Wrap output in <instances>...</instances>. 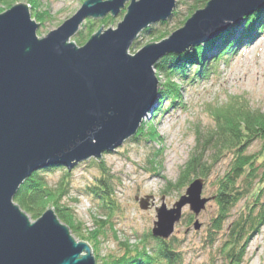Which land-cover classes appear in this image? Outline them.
I'll return each mask as SVG.
<instances>
[{
	"label": "water",
	"instance_id": "obj_1",
	"mask_svg": "<svg viewBox=\"0 0 264 264\" xmlns=\"http://www.w3.org/2000/svg\"><path fill=\"white\" fill-rule=\"evenodd\" d=\"M176 0H84L56 29L38 36L30 5L0 13V264H96L86 241H76L54 208L32 220L13 200L33 172L52 164L68 170L100 159L135 136L158 94L155 63L213 40L264 6V0H207L181 27L134 54L140 32L173 14ZM125 13L116 27L71 37L87 18ZM196 178L168 208L161 198L150 233L173 234L182 208L197 216L214 197H201ZM152 196H135L142 210ZM194 229L200 224L196 219Z\"/></svg>",
	"mask_w": 264,
	"mask_h": 264
},
{
	"label": "rangeland",
	"instance_id": "obj_2",
	"mask_svg": "<svg viewBox=\"0 0 264 264\" xmlns=\"http://www.w3.org/2000/svg\"><path fill=\"white\" fill-rule=\"evenodd\" d=\"M19 2L27 3V0ZM81 2L82 0H38L37 10L42 13L40 17L45 19L43 23L31 16L34 11L30 7V16L39 23L37 35L40 37L56 29L79 9ZM187 7L188 5H179L175 1L173 9L178 11V15L176 17L172 15L164 22L151 24L153 34L168 31V35L173 29L181 27L186 20L184 18H187L189 14ZM124 10L125 8L118 15L112 16L113 21L100 24L93 33H96L101 26L103 31L109 27L115 28L122 20ZM83 23L79 29L81 31ZM236 26L229 28L233 32L231 37L239 31ZM255 33L252 40L240 46H234L231 54H225L216 63L212 62V59L218 51L206 52L207 56L209 55L206 59L209 62V72L206 75L200 78L191 76L192 67L189 66L186 70L188 71L186 77L176 76L180 90L176 92L175 100L173 103L170 99L163 101L162 108L159 107L154 115H151V111L147 113L139 125L138 130L141 129V125L143 130L138 138L131 137L125 140L119 148L104 152L100 159L90 158L71 169L70 192L64 201L72 208L75 219L80 223L81 234L92 231L95 228L94 218H101L98 216L95 200L82 192L95 177L103 172L98 167L100 163L104 165L103 170L111 180L119 209L112 217L115 232L107 227L106 234L100 238L102 253H118V249H123L126 244H136L145 233L151 234L149 230L156 219V212L153 209L161 205V198L163 197L164 203L170 208L185 192L189 183L184 187L177 184L179 172L190 153L195 149L194 133L196 130L203 132L212 125L210 116L206 112L208 105L216 104V102L222 103L228 96L244 95L253 109L264 110V22L263 28L255 29ZM73 38L71 37V41L74 40ZM157 41L154 36L143 34L142 31L128 53L134 54L144 45ZM201 45L207 46L210 50L213 47L209 40ZM192 48L194 49L190 47L187 51H191ZM221 51L223 50H219ZM156 63L153 69L160 86L163 78L158 73L159 68ZM155 101L153 109L156 107L157 100ZM260 151L261 145L258 141H254L248 147L247 154L257 156L253 162V166H256L254 171L256 177L243 175L236 181L238 199L235 204L230 205L228 215L221 220V230L218 233L212 232L210 228L213 224L212 220L218 216V207L214 199H210L197 216L187 208L188 205L182 208L180 221L175 224L173 234L166 239V241H172L175 238L178 241L177 250L182 256L179 264H229L223 254V247H226L228 243L225 238L228 226L248 213L256 216L255 214L261 210L260 207L264 206V183L260 181L264 177L261 175L263 167L260 165L263 156ZM258 152L261 156H258ZM230 159L231 155H224L214 165L210 174L202 178L201 197H214L221 176L230 166ZM93 160L98 165L92 163ZM151 160L152 164L149 163ZM63 173L64 169L57 168L46 172L45 175L49 183L54 184ZM247 182L251 186H245ZM259 189L261 190L258 193ZM146 195L152 196V206L142 210L138 201L134 199L135 196L144 197ZM190 217L191 222H189ZM196 219L200 226L194 229L193 223ZM60 221L63 222L61 219ZM70 232L76 241H81L75 233L71 230ZM151 237L155 238L152 235ZM242 237L240 244L236 247L235 255V258L239 259V264H264V222L256 225L251 232L245 231ZM150 243L153 244L154 240Z\"/></svg>",
	"mask_w": 264,
	"mask_h": 264
},
{
	"label": "trees",
	"instance_id": "obj_3",
	"mask_svg": "<svg viewBox=\"0 0 264 264\" xmlns=\"http://www.w3.org/2000/svg\"><path fill=\"white\" fill-rule=\"evenodd\" d=\"M23 0H0V13L9 8L16 2ZM84 0H82L83 2ZM207 0H176L180 5H188V16L195 11L200 5H204ZM28 5L34 11V18L43 23L44 17H40V12L37 10L38 0H27ZM122 12V11H121ZM173 16L178 15V11L173 10ZM187 16V17H188ZM186 19V18H184ZM98 21V22H97ZM113 21V17L107 15L102 18H87L83 23L82 31L79 30L74 34V40L78 44H83L89 35L100 24H106ZM98 23L95 26V23ZM264 22V6L255 13L244 17L236 26L239 31L231 37V29L224 30L215 39L209 41L214 47L208 49L207 46H199L192 48L191 51H186L181 54H167L157 61L156 65L159 68V75L162 76L163 82L160 84L157 95L156 107L151 109V115L157 113L159 107L162 108V102L165 100H175L176 92L180 90L175 77H183L188 74L186 70L189 66L192 68L191 76L199 77L206 75L209 70V62L207 53L210 51H218L216 56H213L212 62L216 63L225 54H231L234 46H240L244 42L253 39L255 29L261 30ZM184 23V22H183ZM166 24V23H164ZM233 27V26H232ZM235 29V28H233ZM153 28L148 27L143 31V34H150L155 39L161 40L168 31L153 34ZM234 31V30H233ZM231 38V40L229 39ZM219 50H223L219 52ZM207 52V53H206ZM196 61V62H195ZM212 65V64H210ZM214 66V65H213ZM190 73V72H189ZM156 102V101H155ZM207 115L211 119V127L206 131L196 130L195 134V149L190 153L188 160L181 167L178 176V185L184 187L196 178H205L210 174V171L224 155H231L230 166L227 172L221 176L218 190L214 195L216 207H218V216L212 220L211 231L218 233L221 230L220 222L226 215L230 205L236 203L238 199L236 181L243 175L246 177H256L254 171L256 166L253 162L256 157L254 154H247L248 147L258 141L261 145V166L263 167L262 176H264V110L254 108L250 105L249 100L243 95L228 96L222 103L211 104L206 108ZM143 126L138 130L133 139L138 138L142 133ZM153 132H151L152 134ZM258 156H261L258 152ZM92 163H95L94 160ZM152 164V160L149 161ZM103 172L95 177L93 182L88 184L84 191L85 195L92 197L97 203L98 216L94 218L95 228L81 234L79 222L75 219L73 210L66 205L64 199L68 197L70 192V177L71 169L68 170L61 164H52L45 166L36 172H33L18 188L13 200L20 206L32 219H37L46 209L54 208L58 218H60L69 228L75 233L80 240H86L92 248L95 256L96 264H179L182 259L181 253L177 250L179 243L177 240L165 241L160 238H153L151 234L145 233L134 245L126 244L123 249L119 248L116 252H101V236L106 233L107 227L113 228L112 217L119 209L115 201V194L111 180L104 172V165H98ZM57 168L64 169V173L54 183H49L46 172L54 171ZM249 168V169H247ZM247 169V170H246ZM261 182L264 183V177ZM245 186H251L246 183ZM261 189L258 190V193ZM258 195V194H257ZM256 216L248 213L241 216L235 222L228 226L225 237L228 241L227 246L223 247V254L229 261V264H239V259L235 258L237 253V245L240 244L245 231H252L256 225L264 222V206L260 207ZM192 218H189L191 222ZM115 232V230H113ZM113 232V233H114ZM115 234V233H114ZM154 240V243L150 242ZM119 243V242H118ZM120 244V243H119Z\"/></svg>",
	"mask_w": 264,
	"mask_h": 264
},
{
	"label": "bare ground",
	"instance_id": "obj_4",
	"mask_svg": "<svg viewBox=\"0 0 264 264\" xmlns=\"http://www.w3.org/2000/svg\"><path fill=\"white\" fill-rule=\"evenodd\" d=\"M153 108V107H152ZM174 138V137H173Z\"/></svg>",
	"mask_w": 264,
	"mask_h": 264
}]
</instances>
